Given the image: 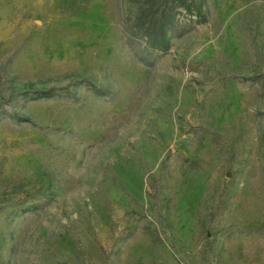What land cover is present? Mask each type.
<instances>
[{
    "label": "rangeland",
    "instance_id": "374dc122",
    "mask_svg": "<svg viewBox=\"0 0 264 264\" xmlns=\"http://www.w3.org/2000/svg\"><path fill=\"white\" fill-rule=\"evenodd\" d=\"M147 8L0 0V264H264V0Z\"/></svg>",
    "mask_w": 264,
    "mask_h": 264
},
{
    "label": "trees",
    "instance_id": "16d2710c",
    "mask_svg": "<svg viewBox=\"0 0 264 264\" xmlns=\"http://www.w3.org/2000/svg\"><path fill=\"white\" fill-rule=\"evenodd\" d=\"M148 0V8L137 18L134 30L140 32L155 50L167 51L177 30V8L201 15L203 1L199 0ZM50 91L37 94V99L50 97Z\"/></svg>",
    "mask_w": 264,
    "mask_h": 264
}]
</instances>
